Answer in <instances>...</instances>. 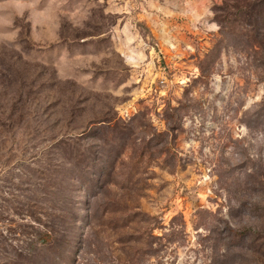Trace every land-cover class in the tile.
<instances>
[{"label": "rangeland", "instance_id": "obj_1", "mask_svg": "<svg viewBox=\"0 0 264 264\" xmlns=\"http://www.w3.org/2000/svg\"><path fill=\"white\" fill-rule=\"evenodd\" d=\"M0 264H264V0H0Z\"/></svg>", "mask_w": 264, "mask_h": 264}, {"label": "clouds", "instance_id": "obj_2", "mask_svg": "<svg viewBox=\"0 0 264 264\" xmlns=\"http://www.w3.org/2000/svg\"><path fill=\"white\" fill-rule=\"evenodd\" d=\"M5 23H11L10 20H5ZM9 39L11 38V36L8 37Z\"/></svg>", "mask_w": 264, "mask_h": 264}]
</instances>
